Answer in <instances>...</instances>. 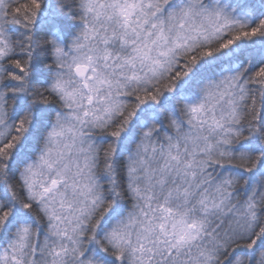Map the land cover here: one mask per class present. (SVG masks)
Here are the masks:
<instances>
[{
    "label": "snow or ice",
    "instance_id": "obj_1",
    "mask_svg": "<svg viewBox=\"0 0 264 264\" xmlns=\"http://www.w3.org/2000/svg\"><path fill=\"white\" fill-rule=\"evenodd\" d=\"M0 264H264V0H0Z\"/></svg>",
    "mask_w": 264,
    "mask_h": 264
}]
</instances>
